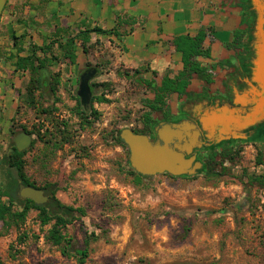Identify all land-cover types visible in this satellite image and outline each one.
Instances as JSON below:
<instances>
[{
  "label": "rangeland",
  "instance_id": "rangeland-1",
  "mask_svg": "<svg viewBox=\"0 0 264 264\" xmlns=\"http://www.w3.org/2000/svg\"><path fill=\"white\" fill-rule=\"evenodd\" d=\"M19 46L27 51L29 43L24 48L22 40ZM17 47L2 23L0 192L16 177L1 158L15 148L12 138L26 132L31 143L22 150L25 175L48 194L54 190L61 204L83 209L84 215L75 213L62 232L74 248H86L87 257L80 263L75 254L64 256L47 242L53 220L41 224L32 208L17 226L2 229L0 224V264H264V187L248 179L264 170L256 163L264 161V138L243 140L222 163L217 160L214 175L207 174L206 161L191 175L131 174L129 151L117 131H142L144 116L157 117L148 103L161 77L145 65L125 64L123 48L104 36L91 43L80 65L58 56L42 69L45 86L33 90L29 103L25 91L32 76L15 71ZM88 67L98 73L84 110L93 108L98 116L81 121L77 79ZM98 96L107 101L93 100ZM167 99L172 104L174 94ZM11 208L21 209L17 202Z\"/></svg>",
  "mask_w": 264,
  "mask_h": 264
},
{
  "label": "crops",
  "instance_id": "crops-1",
  "mask_svg": "<svg viewBox=\"0 0 264 264\" xmlns=\"http://www.w3.org/2000/svg\"><path fill=\"white\" fill-rule=\"evenodd\" d=\"M226 0H8L7 11L0 18L8 35H25L27 43L42 45L54 40V34H76L85 28L98 26L111 29L117 16L126 15L125 34L119 38L105 36L124 50V63L135 68L148 66L149 71L162 74L166 68L181 69L180 55L172 40L178 35L193 36L205 29L209 37L205 44L212 59L232 56L224 44L230 42L238 25L239 9ZM233 9V10H231ZM122 30V28H121ZM104 37L89 33L90 43ZM60 41V39H59ZM13 44V42H12ZM57 46V42L54 43ZM76 64L86 60L78 42ZM26 55L27 51H23ZM226 123L233 129L243 127L245 118L231 114ZM245 126V125H244Z\"/></svg>",
  "mask_w": 264,
  "mask_h": 264
},
{
  "label": "trees",
  "instance_id": "trees-1",
  "mask_svg": "<svg viewBox=\"0 0 264 264\" xmlns=\"http://www.w3.org/2000/svg\"><path fill=\"white\" fill-rule=\"evenodd\" d=\"M131 20V23L128 21ZM132 24L133 21L130 17L126 15L117 16L116 23L111 29H102L98 26H93L92 28H85L84 30H80L76 34H66L64 30L62 34L55 33L54 40L49 42H43L42 45H37L34 43H29V47L27 48V54L22 55L21 53L24 49L19 46L22 44V40L25 35L15 36L11 35L12 42L14 46H18L16 48V55L14 60V69L16 72H29L31 74V78L26 87V95L28 96V102L32 101V92L37 86H45V82L41 76V70L46 69L48 66L54 64L61 56L68 60L70 65L76 64V53L75 49L80 44L82 52L84 54L89 53V49L91 48V43L89 39V33H97L103 36H115L119 38L121 35L125 34V30L123 28L126 24ZM122 28V30H121ZM206 37L205 29H199L197 33L193 36L190 35H178L173 38L172 45L174 50L180 54L182 69L175 75L170 77V69H166L164 75L162 76L159 84L155 87H152L153 91V99L149 101L148 106L150 111L155 112L156 114H160L161 116H166V112H168L166 108V97L170 93H177L178 95H184L187 91L186 88L189 85V78L192 74H195L196 77L202 80L205 84L209 82V75L206 70H204L199 62L196 60V57L206 55L207 52L203 49V41ZM60 39V41H59ZM57 42V46L54 43ZM58 51L57 54L54 52ZM146 71H149V67L146 66ZM152 74H156V71H151ZM57 83V80L53 81ZM50 83L51 89H53L52 84ZM34 84L32 91L29 89L31 85ZM31 95V98L29 97ZM30 99V100H29ZM76 104L80 106L79 99L75 97ZM96 99L99 102L107 101L103 96L93 97V100ZM76 114L80 117V120L88 121L89 118H97L98 112L93 108L85 111L83 108H79ZM166 111V112H165ZM144 126L150 127L154 124V120L149 117V114L144 116ZM65 125V124H64ZM134 133H144L143 131H137L133 129ZM32 134L33 132H29ZM120 130L117 131V140L120 143H124L120 136ZM24 155V151H17L14 147L11 152L7 153L6 156L1 158L6 164L7 167L15 172V178H13V184L10 182L7 184V188L4 191L0 192V224L2 229H7L9 225H18L20 222L24 220V217L29 209L38 210V215L41 220V224H47L53 220L51 227L47 230L45 234V239L47 242H50L52 245L57 246L62 255L70 257L75 254L77 260L80 263L84 262V259L87 257L86 248L76 249L73 247V240L67 237L62 230L66 227V225L71 224L74 219H76V215L83 216L84 211L82 208H72L71 206H66L61 204L53 195L54 190L51 191V195L47 193L45 187H42L45 190L46 194L49 196V201L43 205H37L33 201L29 199L21 200L17 195L18 189V180L25 186H33L25 175L24 171V160L22 156ZM216 155V154H215ZM227 155L226 152L222 153L221 158H217L219 163H222L225 159L224 156ZM214 157V155H213ZM211 158L206 162L207 174L214 175L215 167L214 165L218 163L216 158ZM221 159V160H219ZM228 159H233L229 157ZM256 163L259 165H264V161L258 159ZM131 174H140L136 173L133 169L130 170ZM251 183H255L259 188L264 187V170L260 174H253L250 177ZM36 188V187H35ZM7 198V202L3 201L1 198ZM14 202H17L21 207L20 210L13 211L12 205ZM25 238L24 236H18V243L23 242ZM85 245L88 241H84ZM73 253V254H72Z\"/></svg>",
  "mask_w": 264,
  "mask_h": 264
},
{
  "label": "flooded vegetation",
  "instance_id": "flooded-vegetation-1",
  "mask_svg": "<svg viewBox=\"0 0 264 264\" xmlns=\"http://www.w3.org/2000/svg\"><path fill=\"white\" fill-rule=\"evenodd\" d=\"M226 1L233 9L240 10L238 25L233 31L232 40L224 44L226 50H231L232 56L212 59L210 49L205 44L209 37L205 30L206 37L202 46L207 52V56H198L196 60L209 75V82L205 84L195 74H192L184 95L168 94V96L174 94L172 104L166 97L165 104L168 110V112L165 111L166 116L157 114V117L151 118L155 123L150 127H145L142 130L144 133H140L146 134L152 141H156V130L162 124L195 125L199 131L198 142L191 154L186 157L194 155L201 161L202 166L204 161H209L213 155V158L217 160L223 152H234L238 148L237 145L245 139L258 141L264 138V119L258 124L244 126L246 125L244 123L243 127L241 126L239 129L231 128L225 121L231 114L246 118L253 109L250 102L258 98L256 94H259L261 99L264 97V83L261 82L262 80L253 82L248 71L251 60L262 54L264 25L260 28L261 30L256 28L258 12L253 5L254 0ZM85 69L87 68L83 70ZM166 69L171 70L172 68ZM166 69L159 75L161 78ZM180 70L174 71V73L172 71L169 76H175ZM192 132L193 129L190 130L191 134ZM18 183L20 184L19 180Z\"/></svg>",
  "mask_w": 264,
  "mask_h": 264
},
{
  "label": "water",
  "instance_id": "water-1",
  "mask_svg": "<svg viewBox=\"0 0 264 264\" xmlns=\"http://www.w3.org/2000/svg\"><path fill=\"white\" fill-rule=\"evenodd\" d=\"M6 0H0V18ZM255 10L258 12L256 28L264 25V0H254ZM261 30V29H260ZM253 82L264 83V46L262 54L251 60L248 67ZM96 68H87L78 75L76 95L83 108H87L92 98L91 80L97 75ZM255 90V89H254ZM253 99V105L249 116L245 118L246 125L258 124L264 119V97ZM255 97V96H254ZM263 102V103H262ZM260 104V107L258 106ZM244 118V117H243ZM193 129L192 134L190 130ZM157 139L152 141L148 135L134 133L130 128L121 129L119 136L129 151V164L131 168L141 176H152L168 173L173 176L191 175L202 168V163L191 154L198 142V130L195 125L162 124L156 130ZM12 141L17 151H22L31 143V136L26 132L16 134ZM17 195L20 199H29L37 205H43L49 201L44 190L19 184Z\"/></svg>",
  "mask_w": 264,
  "mask_h": 264
},
{
  "label": "bare ground",
  "instance_id": "bare-ground-1",
  "mask_svg": "<svg viewBox=\"0 0 264 264\" xmlns=\"http://www.w3.org/2000/svg\"><path fill=\"white\" fill-rule=\"evenodd\" d=\"M258 106L260 107V104H258Z\"/></svg>",
  "mask_w": 264,
  "mask_h": 264
}]
</instances>
